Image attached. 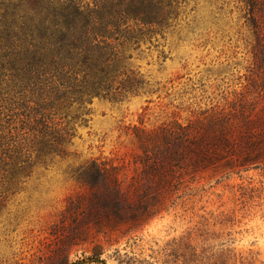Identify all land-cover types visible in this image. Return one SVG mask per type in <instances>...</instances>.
<instances>
[{
    "label": "rangeland",
    "instance_id": "1",
    "mask_svg": "<svg viewBox=\"0 0 264 264\" xmlns=\"http://www.w3.org/2000/svg\"><path fill=\"white\" fill-rule=\"evenodd\" d=\"M255 45L241 4L190 0L175 27L133 54L156 91L93 99L70 154L36 168L0 212V264H264V66ZM221 108L247 117L213 164L141 171L134 126L184 124ZM93 159L119 167L122 197L102 185L89 194L75 179Z\"/></svg>",
    "mask_w": 264,
    "mask_h": 264
},
{
    "label": "trees",
    "instance_id": "2",
    "mask_svg": "<svg viewBox=\"0 0 264 264\" xmlns=\"http://www.w3.org/2000/svg\"><path fill=\"white\" fill-rule=\"evenodd\" d=\"M189 1L0 0V212L36 168L70 154L93 99L123 101L156 91L133 65V54L175 27ZM235 1L264 66V0ZM238 114L211 109L184 124L134 126L135 160L144 173L208 167L240 132L239 118L247 116ZM119 171L93 159L73 175L89 194L102 185L120 198Z\"/></svg>",
    "mask_w": 264,
    "mask_h": 264
}]
</instances>
